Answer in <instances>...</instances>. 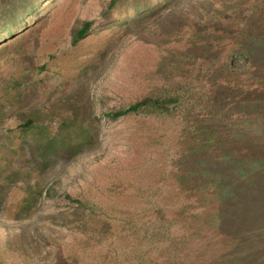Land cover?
Instances as JSON below:
<instances>
[{
	"label": "rangeland",
	"instance_id": "374dc122",
	"mask_svg": "<svg viewBox=\"0 0 264 264\" xmlns=\"http://www.w3.org/2000/svg\"><path fill=\"white\" fill-rule=\"evenodd\" d=\"M38 1L40 8L17 31V39L0 43L6 47L0 54V215L10 220L29 196L18 181L31 191L37 183L58 180L72 197L104 205L107 214L127 222L100 216L95 225L101 230L94 236L90 231L97 228L86 211L70 208L57 196L41 202L34 193L31 199L41 208L32 205L22 221H30L43 236V257L30 250L11 252L2 254L4 262L69 264L74 258L76 264H215L209 259L226 253L219 252L224 238L213 230L207 236L204 216L219 215L225 192L195 190L183 179L203 170L201 161L217 140L234 143L248 133L255 136L257 152L256 144L264 145V70L254 73L255 65L237 55L232 58L236 73L222 66L233 46L264 44V0H121L107 20L101 12L109 0ZM5 8H0V31L15 24ZM80 21L95 25L73 45L71 31ZM205 57L212 58L214 85L224 93L216 102L202 99L190 113L183 111L185 121L104 116L162 90L202 89L200 94L213 95L206 88ZM28 119L30 125L20 129ZM244 149L238 145L230 151L236 154L233 163L241 161ZM261 164L247 161L236 181L244 178L260 187ZM100 190L111 197L98 198ZM244 203L255 219L248 221L244 211L250 228H238L251 238L252 255L240 251L219 264H262L264 208L248 199ZM154 223L164 224L169 237L143 231ZM206 241L213 243L211 256Z\"/></svg>",
	"mask_w": 264,
	"mask_h": 264
},
{
	"label": "trees",
	"instance_id": "16d2710c",
	"mask_svg": "<svg viewBox=\"0 0 264 264\" xmlns=\"http://www.w3.org/2000/svg\"><path fill=\"white\" fill-rule=\"evenodd\" d=\"M4 1L5 0H0V8H3L5 11L8 10L5 7L10 8L11 11H9L8 18L10 22H13L15 24L13 27H9L4 31H0V40L4 38L16 40L17 35L20 34V32L17 31L19 29H22V27L26 25V22L32 19L35 10H37V8H40L42 3L38 0H13L16 2L6 4L3 3ZM120 1L121 0H109L106 3L105 8L101 12V17L103 20H107L109 18L110 12L118 7ZM17 3L23 5L19 7H13ZM170 9H175V6L173 5V7ZM94 25L95 21L78 22L75 25L74 29L71 31V44L75 45L83 40L91 32V30H93ZM1 42L2 40L0 41V43ZM261 43L251 44L250 42L246 41L244 42V46H233V48H231V50H228L225 55V63L222 65L223 69H225L227 72L229 71L230 73H236L238 69L232 65V58L233 56L237 55L243 58L249 65H255L254 73H260L259 69L264 70V44ZM5 48L6 47H4L3 45L0 46V54ZM209 51L211 52V50ZM210 57H205L204 60V78L205 76L209 77V79L206 80L210 83L206 88L207 90H213V95H205V93L200 94V91L202 89L196 92H191V89H182L181 93H175V90L172 89L167 91L162 90L158 93L144 95L134 101L121 105L118 108L110 109L105 113L104 116L111 121L131 116L144 118L166 117L169 119L179 117L180 119L185 121L186 117L184 114L189 112L190 106L195 107L198 103L201 102L202 99H204L205 102L208 101V99L216 102L217 99L222 97V94L224 93L223 88L219 87L218 85H214L216 84V78H214L213 70H211L214 66V62H212V58ZM260 77H262V75ZM180 86L181 85H177V88H180ZM198 88H200V86H198ZM256 91L257 89L255 90V92ZM215 92H218V95ZM205 107L207 106H204V108ZM183 111H185V113H183ZM30 122V119H28L26 123H21L20 129L28 127L30 125ZM220 124H222V121H220ZM246 134L240 136L238 140L234 141V143H230L227 141V143L223 144L221 143L222 141L219 142L217 140L215 146L210 151V154H208V157L204 155V160L201 161L199 159L197 162V164H199L201 161L200 165H202L203 163V170L199 171L200 169H198V173L190 172L186 174L183 179V183H188V185H190V188L195 190H201L203 188L210 187L213 190L218 189L224 190L225 192L224 200L222 201L224 205L221 204L219 206V211L221 210L222 213L220 211L219 215L218 213H209L208 215L204 216V222H206L207 224V227H204V230H206L205 232L207 236L212 235L214 232H220L222 234L221 237L224 238L225 249L223 247L219 252L225 251L226 253H223L222 256L220 254H214V257H211L209 259L210 262L213 259V262L215 264H219L218 261H222V259H234L235 256L240 253V251L252 255V252L254 250L253 243H251L252 240H250L251 238H249V236L240 234L238 225H241V227L244 225L242 229L247 232L248 227L250 228L251 225L250 222L255 219L253 214L251 215L250 211L248 210V207H246V209L243 207L244 205H246V203L242 204V201L245 202V200L248 199L251 203H254L258 208H260V210L262 209V207L264 208V176L261 177L262 181L257 180L259 181V183L261 182L260 187L257 183L251 181L247 182L244 178H242L240 182H237L236 180L242 177L243 172L241 170L245 168L247 161H250L254 164L256 163V165L262 163L261 165L264 166V151H261V149L264 148V145L256 144L259 148V152H257L254 148V140H252L255 136L253 135V137L251 135V137H248V133ZM221 138L226 139L224 135ZM206 140L208 143H211L210 138H207ZM220 145L221 149L217 147ZM238 145H240V147L242 148L244 147L245 151L241 153V161L239 160L238 162L236 161L235 163H233L231 158L236 154L231 155L232 153L230 151L236 150ZM218 148L221 151H219ZM229 163H232V165H230ZM204 166L207 167L208 171H204ZM28 175L29 173H26L25 177L27 178ZM19 182L20 181H18L16 184H20L22 186L20 188L24 190L29 196L24 197L23 200L25 202L23 207L13 213L10 220L4 219L3 216L0 215V235L3 234L0 237V264H6L2 259V254H9L11 252H19L25 254L28 250H30L29 254L34 253L36 256H38V259H41L43 257V255H41L44 252L43 236L41 234H37V232L33 230V225L30 221H22V219H25L24 217L26 216V211H28L32 205L36 204L38 207L37 209L41 208L39 203L31 199L32 197H34V193L37 194L35 195L37 196V198L42 199L41 202L46 198L54 199L55 196H57L59 200L70 204V208L86 211L87 215L93 219V224L90 225H95L100 216H105L108 219H112L115 217L117 220H121V222H127L126 219L122 218L119 215L115 216L114 214H107L109 213V210L107 211V207H105L104 205L96 204L95 206L94 204L89 203L85 198H81L79 196L72 197V195L68 191L61 190L59 188L60 183L58 182V180L49 182L43 186H37L38 183L36 182L37 184L34 185L35 187L32 188L31 191L29 188L25 189V183ZM110 190L111 188L108 189V191ZM103 196H105L106 199L107 197H111L107 193H103L100 190L97 197L103 199ZM29 198L31 200H29ZM229 200H231L233 204L234 201L236 202L234 205H232L228 203ZM210 203L213 202L210 201ZM239 204H241V207L238 208V211L234 210V207ZM240 209L242 210V214L239 213ZM244 211L248 213L246 214V217L249 218L248 221H250L248 223L245 222L246 217L244 215ZM224 213L226 215H223ZM258 221L259 220H256L255 222ZM146 226L147 227H145L143 231L146 233H150L152 237L159 236L162 237V239H166L169 237V233L164 224H158L157 226L154 223L150 225L146 224ZM100 230L101 229L99 228H97L96 230L92 229L90 233H92L94 236H96L97 234L98 236ZM210 230H213L214 232ZM260 235L261 237L259 238L262 239V237H264V232H261ZM211 244L213 243L206 241L204 245L205 247H211L207 250V253L212 249ZM228 246L231 247L228 248ZM213 247L215 248V246ZM228 253H230L231 255H228ZM208 255L210 254L208 253ZM239 257L240 256H238L237 259ZM258 259L260 263L264 264V256H262V253L258 254ZM76 262V259L71 258L69 264H76ZM29 264H33V261H29ZM60 264L66 263L63 260ZM243 264H245V262H243Z\"/></svg>",
	"mask_w": 264,
	"mask_h": 264
}]
</instances>
